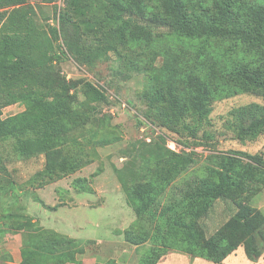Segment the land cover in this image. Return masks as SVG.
I'll list each match as a JSON object with an SVG mask.
<instances>
[{"label": "rangeland", "instance_id": "rangeland-1", "mask_svg": "<svg viewBox=\"0 0 264 264\" xmlns=\"http://www.w3.org/2000/svg\"><path fill=\"white\" fill-rule=\"evenodd\" d=\"M67 1L25 0L20 5L0 0V29L13 10L25 9L41 40L58 54L45 70L54 83H64L61 145L75 156L80 153L76 168L50 175L43 171L44 154L21 158L14 139L0 141V264H23L24 254L34 249L40 255L30 257L32 264H65L69 257L60 262L46 245L58 236L72 246L73 264H216L185 251L182 232L175 236L168 231L167 217L173 212L165 209L175 199L174 188L205 176L206 167L216 165L215 156L246 160L255 154L264 160V134L238 139L225 122L237 107L264 105L262 91H251L225 73L241 63L250 70L264 67V52L243 46L227 50L218 36L185 20L161 23L135 15L127 23L103 22L98 0H84L92 5L83 17L95 23L99 19L96 27L87 32L81 26L76 37L72 24L80 18L74 13L60 29V13L72 9ZM142 1L152 6L150 15L160 12L158 0ZM252 2L239 4L242 9ZM48 26L59 27L56 39ZM65 38L93 53L76 59ZM191 76H199L210 91V113L194 136L182 129L180 114L168 104L170 94L188 102L199 87ZM85 83L103 99L86 91ZM3 104L1 119L26 110L20 101ZM136 185L153 188L150 206L140 212L142 201L132 200ZM263 185L264 168L238 199L256 205L251 198ZM234 210L232 202L215 200L201 220L206 235H214ZM33 228L41 231L31 234Z\"/></svg>", "mask_w": 264, "mask_h": 264}, {"label": "trees", "instance_id": "trees-1", "mask_svg": "<svg viewBox=\"0 0 264 264\" xmlns=\"http://www.w3.org/2000/svg\"><path fill=\"white\" fill-rule=\"evenodd\" d=\"M16 1L20 5L25 2ZM104 1H97L100 9H104L101 17L103 22L123 20L127 23L135 15L152 17L161 23L185 20L187 24L199 25L206 32L218 36L227 44V50L243 46L247 50L256 47L264 52V0H253L242 9L240 0H158L160 12L152 15V6H145L142 0ZM91 5V2L85 3L84 0H68L67 6L72 9L71 12L60 13V29L64 30V24L71 13L80 18L78 24H72L76 37L79 36L78 28L81 26L87 32L95 28L99 19L95 23L83 17ZM9 15V20L3 23L5 28L0 29V106L10 101H20L26 110L21 114L0 118V141L14 139V150L21 158L44 154L43 171L50 175L74 169L78 165L80 153L75 156L72 148L62 147L60 138L65 126L66 105L61 89L64 83H54L45 70L48 61L51 62L58 54L41 40L39 29L36 30L29 11L15 9ZM47 29L52 37H58L59 27L48 26ZM64 40L67 50L76 59H85V56L90 57L93 53L92 50L89 53L82 50V47L79 49L75 42L67 38ZM59 49L60 55H66L65 50ZM225 73L243 87L264 93V67L250 70L248 64L241 63L228 67ZM188 79L199 86L188 102L170 94L168 104L180 114L178 120L182 129L194 136L210 113V91L203 88L199 76ZM84 87L97 99H103V94L90 83H85ZM225 122L234 137L256 139L264 134V105L237 107L230 112ZM216 157L219 158L216 165L207 166L205 176L185 181L184 188H174L175 199L165 209L173 212L167 217L168 231L171 230L169 232L175 236L182 232L185 251L190 255L220 263L242 245L246 257L256 262L264 252V212L240 201L238 195L250 182L256 180L258 171L264 168V160L255 154H247L246 160L234 154ZM152 190V186L148 185H136L133 188L132 200L142 201L137 211H144L150 206ZM217 199L232 202L235 210L214 235L207 236L201 220L207 216ZM40 231H34L33 228L30 233ZM56 238L51 244H46L48 250L51 255L56 254L60 262L67 257L70 262L72 246L67 245L69 241L59 240V236L56 241ZM27 252L24 255H28V258H23V264H32L30 257L33 259L40 255L36 249Z\"/></svg>", "mask_w": 264, "mask_h": 264}, {"label": "crops", "instance_id": "crops-1", "mask_svg": "<svg viewBox=\"0 0 264 264\" xmlns=\"http://www.w3.org/2000/svg\"><path fill=\"white\" fill-rule=\"evenodd\" d=\"M264 151V150H263ZM256 200V205H253L259 209H261L264 212V186H262V188L256 192V194L253 195L251 201ZM45 208H49V209H56L54 206H43ZM32 221H36V219H32ZM245 251H244V247L242 245H239L237 247V249L235 251H233L232 253H230L229 255H227L223 261H221L220 263H216V264H238L239 262H242V264H264V252L261 255V257L256 261V262H252L250 261L247 257L245 260ZM198 258V257H195ZM200 258V257H199ZM20 261V258H19ZM195 261H193L194 264ZM65 264H73L70 262H67Z\"/></svg>", "mask_w": 264, "mask_h": 264}]
</instances>
